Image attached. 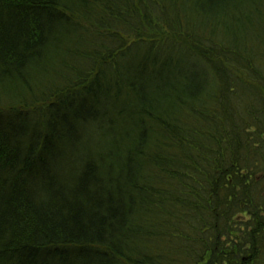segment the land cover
Returning a JSON list of instances; mask_svg holds the SVG:
<instances>
[{
    "label": "trees",
    "instance_id": "16d2710c",
    "mask_svg": "<svg viewBox=\"0 0 264 264\" xmlns=\"http://www.w3.org/2000/svg\"><path fill=\"white\" fill-rule=\"evenodd\" d=\"M249 15L264 0H0V264H264V102L229 112L257 94L192 62ZM153 17L171 38L129 46ZM244 56L264 83V38Z\"/></svg>",
    "mask_w": 264,
    "mask_h": 264
},
{
    "label": "rangeland",
    "instance_id": "374dc122",
    "mask_svg": "<svg viewBox=\"0 0 264 264\" xmlns=\"http://www.w3.org/2000/svg\"><path fill=\"white\" fill-rule=\"evenodd\" d=\"M156 16L158 17L159 15L156 14ZM154 20L160 26V28L162 27L161 28V31L158 32V33H155L153 31H148L147 30V31H144V32H137V33L136 32H132L130 34H124L123 35L124 36V39L128 40L129 46L131 44L133 46L134 45L133 42H136V45L143 46L144 48H147V46L145 45V43H148V44H152L153 45V44H158L159 41L162 42L164 40H167V39L171 38V37H169L171 35L170 32H169V30L167 29V27L164 24L161 23V19H159L160 22L157 19H155V18H154ZM260 26H261L262 30H264V23L260 24ZM145 33H147L148 35H144ZM161 33H163V34H161ZM165 34L167 35V38H163L165 36ZM254 38H255L254 39V42L255 41L257 42L260 39H263L264 38V32H262L260 34H256L254 36ZM211 45L215 46L217 49L218 48L219 49H223L224 48L222 51H220L218 49L221 53H224V54H225V52L226 53H229V51H230L228 47L221 48L222 46L220 47L217 43H214V42H212ZM258 54L262 55V52H259ZM141 55H142V50H140V49H137L136 52L135 51L133 52V56H134V58L136 60H138ZM220 56H223V55H219V57ZM244 59L249 61L248 58H245L244 57ZM263 59H264V57H263ZM141 62H143V59L142 60H139V63L137 61L138 67H139V65L142 66ZM241 67H243L245 70L244 69L234 70L233 73H231L229 71L230 74L233 76V80L234 81H237L236 82L237 83V86H239V85L244 86L245 89L248 90V92H249L248 94H250V93L252 95L257 94L256 96H258V98H256V101H254V102L251 101L250 98H246L247 102H244V103H241V104L240 103H236V99L235 98H236V95L239 93V88H238V89H236L237 91H236V93L234 95V98H232L231 96H229V98L232 99V103H233L234 107H230L228 111L230 112L232 110V112H239L240 113L239 114L240 117H242L243 119H245V118H247L249 116L248 112H251V108L254 106L253 105L254 103H256L258 105V107H259L260 110H263V108H262L263 106H262L261 103L264 102V83H263L262 80L255 81V79H253V77H252L253 76L252 75V70H249V69L245 68L244 66H241ZM257 67H259L260 69H262L263 70V74H264V65L263 66L258 65ZM257 67H256V69L257 70H260ZM227 70H229V67H227ZM146 75H148V74H146ZM249 89H251V90H249ZM257 101H259L260 103H258ZM102 115H104V114H101L102 120H104L105 119V116H102ZM108 124L109 123H106L107 127H108ZM91 129H92L91 131L89 130V134L91 135V137H92L93 140L102 139V136H101L102 135V131L101 130H98V129H101V128H99L97 126H92ZM99 145H101V144L99 143ZM82 155H83L82 151L79 152V155L78 156L79 157H83Z\"/></svg>",
    "mask_w": 264,
    "mask_h": 264
},
{
    "label": "bare ground",
    "instance_id": "6f19581e",
    "mask_svg": "<svg viewBox=\"0 0 264 264\" xmlns=\"http://www.w3.org/2000/svg\"><path fill=\"white\" fill-rule=\"evenodd\" d=\"M189 15H190V13H188ZM189 15H184L183 14V16L181 17V19L184 17V18H186V19H189V20H181L180 21V23L182 24V22H184V21H191L192 23L194 22V21H197V22H199L200 23V25H201V27H198L197 29H199V30H203V32H205L203 35H204V37H206L207 39L208 38H214V39H220V38H222V37H224L225 35H224V33H223V27H222V25L220 24V25H216V24H214V21H210V23H208V22H206L205 20H203V19H197V18H193V17H191V16H189ZM222 18H223V16H221ZM249 17H250V21L249 22H247V21H245V20H242V22L241 21H238V23L237 24H235V27H234V32H235V34H233L234 36H236V39H237V44H238V48L237 47H232L230 44H228L227 45V47L229 48V53H226L225 52V55H227V54H233L234 53V55H237V54H239V55H246V54H248V52H250V50L252 51V48H253V45H254V36L256 35V33L257 32H259V33H262V32H264V30H261V29H257V27H258V24L259 23H261L262 21H264L263 19H258L257 17H253L252 16V18H251V16L249 15ZM190 18H192L191 20H190ZM233 23H235V21L233 22ZM217 32L216 34H211V32ZM256 31V32H255ZM202 34V33H201ZM229 43V42H228ZM205 46H207L206 44H205ZM204 46V47H205ZM221 48H223V47H221ZM219 49V48H218ZM84 53H86V52H83V54ZM237 53V54H236ZM82 54V55H83ZM216 55V57H215V60L212 58V56L213 55ZM197 56L196 57H194V59L192 60V62H195V61H197V59L199 58V59H201L202 61H205V62H210L211 60L212 61H214V62H217V63H219V65H223V67H225V68H227V67H229V70H230V72L231 73H233L234 72V70H235V68L234 67H231V66H229V65H227L226 64V61H225V59L223 58V56H225L223 53H217V52H212V53H209V54H201V53H197L196 54ZM211 55V56H210ZM219 55H223V56H220L219 57ZM245 57V56H244ZM176 60V59H175ZM187 61V60H186ZM232 61H237V59H233ZM118 62V61H117ZM179 64H175L174 63V66H178ZM190 65V64H189ZM186 67H189V66H186ZM85 74L88 76L89 74H88V72L86 71L85 72ZM85 75V76H86ZM134 76V74L133 75H131V76H129V78L128 77H126V78H124V79H122V81L124 82V83H135V80H134V78H132ZM130 78H132V79H130ZM92 79H94V77H92ZM73 80H74V82H76L77 81V79L76 78H73ZM106 83V82H105ZM104 84V83H103ZM183 85L185 84V83H182ZM104 85H106V88H112V89H114V83H107V84H104ZM189 85V84H188ZM100 86V88L101 87H103L102 89H104L105 90V88H104V86L103 85H99ZM192 88V87H191ZM107 89V90H108ZM125 89H127V88H125ZM136 91H141V89H142V87L141 86H136ZM128 90V89H127ZM129 91V90H128ZM131 92V91H130ZM133 93V92H132ZM127 95H128V97H135V95H133V94H131V93H127ZM143 110L145 111V109L143 108ZM116 112H113V113H119V108H117L116 110H115ZM131 111L132 112H136V109H135V104L134 105H131ZM146 112V111H145ZM248 114H249V112H248ZM191 116H193V114H191V113H188L187 114V116L186 117H191ZM245 122V121H244ZM122 163H123V161H122ZM137 165L138 164H136V165H129V167H128V169H127V175L130 177L131 175H132V172H134V167L136 168L137 167ZM140 165V164H139ZM126 166H128V164H126ZM82 256H86V257H88V252H85V253H83V254H81ZM89 257L91 258L92 257V255L91 254H89Z\"/></svg>",
    "mask_w": 264,
    "mask_h": 264
}]
</instances>
